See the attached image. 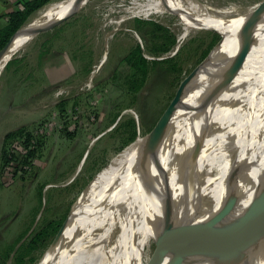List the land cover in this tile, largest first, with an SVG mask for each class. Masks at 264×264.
I'll use <instances>...</instances> for the list:
<instances>
[{
    "label": "bare ground",
    "instance_id": "obj_1",
    "mask_svg": "<svg viewBox=\"0 0 264 264\" xmlns=\"http://www.w3.org/2000/svg\"><path fill=\"white\" fill-rule=\"evenodd\" d=\"M90 3L55 0L38 10L0 54V74L27 43ZM116 7L132 16L176 15L183 25L177 46L198 29L228 26L237 36L222 65L184 93L165 134L160 126L136 137L37 264H147L153 238L164 242L159 262L170 264L181 254L174 233L189 224L202 238L183 264H264V8L211 12L195 0H120ZM200 167L210 176L200 179Z\"/></svg>",
    "mask_w": 264,
    "mask_h": 264
},
{
    "label": "rangeland",
    "instance_id": "obj_2",
    "mask_svg": "<svg viewBox=\"0 0 264 264\" xmlns=\"http://www.w3.org/2000/svg\"><path fill=\"white\" fill-rule=\"evenodd\" d=\"M195 1L205 5L211 12L224 8L246 11L256 7L257 10L264 2ZM119 3L120 0H91L87 7L63 23L40 33L22 47L10 60L16 59L7 67L9 60L0 74V161H4L6 146L16 155L10 162V165H13L10 170L7 165L0 169V250L13 244L29 229L21 241L23 242L46 220L65 222L62 224L65 227L69 217L92 191L97 181L121 164L118 165L119 161L127 152H131L138 142L135 141L139 135L144 136L150 132V126H142L139 111L135 107L136 100L124 94L120 79H114L116 71L119 74L127 71L128 66L123 58L132 46L140 43L144 55L150 56V59L179 55L177 61L183 66L180 80L168 89L162 88L156 93L154 112L159 120L189 73L199 66L185 92L199 85L222 65L224 55L235 39V31L228 26L198 29L178 46L177 40L171 51L164 56H154L148 52L145 40L135 27L136 18L163 24L177 39L183 30L179 18L170 14L132 16L131 13L116 7ZM210 32H220L221 40L212 48L210 54L208 53L209 56H206L208 60L205 57L197 63L213 39ZM45 38L49 39L47 45L52 50L57 49L65 53L74 64L73 71L61 80H53L54 73L49 75L46 66L43 68L39 65L40 56H43L40 55V49ZM240 40L241 38H237L235 45ZM105 54L106 61L101 65ZM41 58L47 63L45 55ZM93 71H96V76L92 87L89 88L87 83ZM44 80L46 88H43ZM59 88H65L66 95L56 97L55 93ZM52 92L54 98L44 100L45 95ZM125 110L127 112L118 122L124 123L132 116L137 124V138L129 144L126 143L131 135L129 126L120 128V124L116 123L111 128L115 123L114 118ZM152 117L150 115V118ZM23 127L24 133L6 145L7 135ZM28 134L30 135L27 136ZM26 143L34 154L24 165L22 162ZM19 163L20 170L16 171L14 165ZM198 172L200 179L210 176L203 167H200ZM175 207L178 210L180 205ZM212 223L213 221L210 227ZM219 233L217 229L212 237L213 243L221 234ZM56 236L46 244L47 246L36 249L26 257L28 260L31 256L36 257V260L29 264H37L42 259ZM152 240L145 252L147 264H155L160 254L156 242L161 239ZM6 264H13V259L10 258Z\"/></svg>",
    "mask_w": 264,
    "mask_h": 264
},
{
    "label": "trees",
    "instance_id": "obj_3",
    "mask_svg": "<svg viewBox=\"0 0 264 264\" xmlns=\"http://www.w3.org/2000/svg\"><path fill=\"white\" fill-rule=\"evenodd\" d=\"M52 1L54 0H24L22 8L3 15L6 22L0 27V51L19 28L28 23L30 18L38 10ZM135 27L140 31L145 40L148 52L154 56H164V54L171 51L172 47L177 42L176 35L172 34L168 27L154 20L136 18ZM210 33L213 34V39L197 63L201 62V60L205 58L211 49L221 40L219 33ZM47 41H49V39L45 38L40 49V55H43L40 56V66H43V59L41 57H44V55L48 56V53H51L52 51V48L47 45ZM178 58L179 55L177 57L150 59L144 55L143 46L140 43H136L123 58L128 66L127 71L122 74H119L116 71L114 79H120V87L124 94L130 96L133 100H136L135 107L139 111L143 127L150 126L149 128L152 129L158 121L157 115L154 112L156 93L162 88L164 90L168 89L170 85L180 80L183 66L177 61ZM15 59L10 60L7 67H9ZM86 70H88V68H86ZM150 115L153 117L150 118ZM118 117L119 115L114 118L113 122H116ZM118 124H120V128L124 125L131 128V135L126 140L127 144L135 140L137 137V124L135 118L132 116L128 117L124 123L118 122L117 125ZM24 128L25 127L19 128L9 133L5 141L6 145L18 136L20 137L25 131ZM29 135L30 134L27 136ZM26 141H28V139H26ZM29 149L30 146L26 143L24 148L26 152L22 162L24 165L28 163L30 157L34 154V151H31L32 148ZM15 156V152L9 150L6 146L4 150V161H0V169L3 165H7V168L10 170V168L13 167V165H10V162ZM19 166L20 163L14 165L16 171L20 170L18 169ZM24 169L25 167H23L22 170ZM62 224V221L55 223L53 220H46L41 227L33 230L17 247L23 237L28 233V229L20 235L13 244L1 248L0 258H2V264H6L10 258L13 259V264H29L30 262H34L36 260L35 256H31L29 258L30 260L26 259V257L33 254L36 249L47 246L46 244L57 235Z\"/></svg>",
    "mask_w": 264,
    "mask_h": 264
},
{
    "label": "water",
    "instance_id": "obj_4",
    "mask_svg": "<svg viewBox=\"0 0 264 264\" xmlns=\"http://www.w3.org/2000/svg\"><path fill=\"white\" fill-rule=\"evenodd\" d=\"M51 3V2H50ZM49 4V3H48ZM264 8V2L263 4L261 5V7L257 10H261ZM71 16L63 19L61 22L53 25V26H57L61 23H63L64 21H66L68 18H70ZM24 26V25H23ZM22 26V27H23ZM21 27V28H22ZM19 28L11 37V39L8 41V43L1 49L0 51V54L4 51V49L7 48V46L13 41V39L15 38V36L17 35V33L19 32V30L21 29ZM53 28V27H52ZM218 32V31H217ZM220 33V32H219ZM221 34V33H220ZM222 36V34H221ZM247 44V43H246ZM248 45V44H247ZM212 50V49H211ZM247 47H245L244 51H243V55L242 57L247 53ZM210 54V52H209ZM208 54V56H209ZM207 56V57H208ZM207 57L205 59H207ZM198 68L199 66H197L193 71H191L189 73V75L187 76V78L185 80L182 81V84L179 88V90L177 91L175 97L173 98V100L171 101V103L169 104V106L167 107V109L165 110L164 114L159 118V120L157 121V123L154 125V127L150 130V131H153L155 128L157 127H160V126H163V133L165 134V128L168 127L169 123H170V120L175 112V110L177 109L180 101L182 100L183 96H184V93H185V90H186V87L188 86V84L190 83V81L193 79V77L196 75L197 71H198ZM129 110V109H127ZM127 110L123 111L122 114L117 118L116 122L111 126V128L116 124L118 123V121L121 119L122 115L127 112ZM65 223V222H64ZM63 223V225H64ZM63 225L61 226L59 232L57 233V236L58 234L60 233ZM32 231V230H31ZM30 231V232H31ZM175 234V237L178 239V236H179V239H180V242H181V254L180 256L178 257V259H176L175 261H172L170 264H183L184 261H185V258L189 255H192L194 253H198L200 251V240L202 238V234H201V231H200V227L198 225H194V224H189V225H182L181 227H179V230H178V234L177 233H174ZM173 234V235H174ZM56 236V238H57ZM262 236V237H261ZM260 237L262 238V241L264 242V226L260 232ZM55 238V239H56ZM22 243V242H21ZM19 243V245L21 244ZM157 245L159 247V257L156 261L155 264H162V261L159 262L160 260V257H162L163 255V250H164V242L162 240H158L157 242ZM239 261V259L237 260ZM237 261H234L235 263ZM234 262H232L234 264Z\"/></svg>",
    "mask_w": 264,
    "mask_h": 264
},
{
    "label": "crops",
    "instance_id": "obj_5",
    "mask_svg": "<svg viewBox=\"0 0 264 264\" xmlns=\"http://www.w3.org/2000/svg\"><path fill=\"white\" fill-rule=\"evenodd\" d=\"M20 8L21 5L20 1L18 0H0V27L6 22V19L3 17V15ZM65 55V53L57 51V49H55L51 51L50 55L46 56L47 63L43 62L42 67L44 68L46 66L47 73L49 75L54 73L55 76L53 77V80L55 81L61 80L63 76L73 71L72 67L74 64ZM42 84L43 88H46L45 80ZM51 97H53V92L45 95L44 100L47 99L48 101V99Z\"/></svg>",
    "mask_w": 264,
    "mask_h": 264
},
{
    "label": "built area",
    "instance_id": "obj_6",
    "mask_svg": "<svg viewBox=\"0 0 264 264\" xmlns=\"http://www.w3.org/2000/svg\"><path fill=\"white\" fill-rule=\"evenodd\" d=\"M18 1H20V5H21V8H22V6H23V1L24 0H18ZM53 2V1H52ZM178 48V47H177ZM146 57H148V58H150V56H148V55H145ZM161 58H164V57H161ZM95 71H93V73H94ZM93 73H92V75H91V77H90V79H89V82L87 83V85H88V87L89 88H91L92 87V82H93V79H94V77H93ZM65 88H59L58 90H57V92L55 93V96L56 97H61V96H64V95H66L64 92H65ZM134 112V111H133ZM135 113V112H134ZM135 115H137L136 113H135Z\"/></svg>",
    "mask_w": 264,
    "mask_h": 264
}]
</instances>
